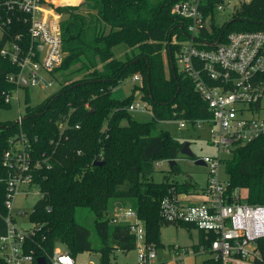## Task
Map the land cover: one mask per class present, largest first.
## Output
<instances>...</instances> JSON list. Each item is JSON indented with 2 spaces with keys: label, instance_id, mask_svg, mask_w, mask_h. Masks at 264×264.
<instances>
[{
  "label": "trees",
  "instance_id": "obj_1",
  "mask_svg": "<svg viewBox=\"0 0 264 264\" xmlns=\"http://www.w3.org/2000/svg\"><path fill=\"white\" fill-rule=\"evenodd\" d=\"M182 1L85 0L79 5H56L63 17L65 56L54 73L62 87L42 103L28 104L21 124L0 122V154L23 133L32 144L33 159L42 162L34 173L42 196L30 214L35 226L27 238L36 259L45 257L50 264L51 254L60 246L75 258L88 251L98 255V264H113L115 250L136 249V236L128 224L112 223L110 217L114 202L126 204L123 199L134 201L132 207L145 224L146 241L164 249L161 229L173 222L161 216L162 199L174 190L198 187L189 179L179 182L168 175L161 182L154 180L156 162L177 161L186 142L159 124L210 116L178 61L182 43L174 42V37L186 41L188 31L172 9ZM221 1L204 0V16L210 23L199 32V47L210 49V43L226 41L232 32L264 31V0H242L231 19L219 24ZM2 44L0 38V50ZM16 71V65L0 53V89H12L6 76ZM135 74L142 76L140 85L129 96L115 98L114 88ZM137 90L151 104L148 121L138 120L128 110ZM9 105L0 95V106ZM96 160L104 163L94 165ZM6 172L0 163V175ZM170 172L176 175L182 170L177 164ZM224 172L229 189L242 190V200L264 204V137L239 144L224 160ZM5 199V185L0 183V235L7 230ZM78 208L92 212L98 245L90 229L78 221ZM199 243H205L202 232Z\"/></svg>",
  "mask_w": 264,
  "mask_h": 264
},
{
  "label": "built area",
  "instance_id": "obj_2",
  "mask_svg": "<svg viewBox=\"0 0 264 264\" xmlns=\"http://www.w3.org/2000/svg\"><path fill=\"white\" fill-rule=\"evenodd\" d=\"M231 1L219 2L217 10L231 8ZM203 4L204 0H185L172 9L186 22L188 31L186 41L174 37V42L182 43L178 56L180 68L193 80L210 111L209 117L181 118L179 126L198 129L207 125L217 155L194 157V160L202 159L208 167L205 188L195 194L174 190L161 201L164 220L197 227L205 241L198 243L197 249L173 246L170 261L183 264L203 252L210 254L209 264H264V204L242 200V190H230L229 181L221 174L224 160L239 144L264 137V118L258 114L264 96V31L232 32L226 41H217L210 49L201 48L199 32L209 27ZM60 16L46 0H0L3 42L0 53L17 67L16 72L6 76L13 84L12 89H0L5 102L10 103L14 93L19 101L18 93L23 88L54 85V72L65 56ZM133 80L141 82L142 76L135 74ZM150 108V102L143 99H135L128 105L132 112ZM22 121L20 116L17 122ZM167 162L170 160L157 161L156 165ZM0 163L7 171V175H0V183L5 185L7 212L4 216L7 230L0 235V264H35L37 259L27 245L34 228L25 230L21 220L12 214V207L17 194L29 197V190L37 185L34 173L42 167V162L33 159L32 144L22 133L1 152ZM190 196L203 198L189 200ZM120 218L136 236L138 264H161L165 251L159 259V248L146 241L145 224L138 212L128 208ZM50 264L77 263L75 257L58 246L50 256Z\"/></svg>",
  "mask_w": 264,
  "mask_h": 264
},
{
  "label": "rangeland",
  "instance_id": "obj_3",
  "mask_svg": "<svg viewBox=\"0 0 264 264\" xmlns=\"http://www.w3.org/2000/svg\"><path fill=\"white\" fill-rule=\"evenodd\" d=\"M52 7L57 11L56 5H79L85 0H78L75 3L64 2L61 3V0H46ZM242 0H232L231 8L218 11L216 15V22L223 24L224 22L231 19L232 14L237 6L240 5ZM58 12V11H57ZM62 22V15L60 16ZM210 23V22H209ZM115 52H118V47H116ZM65 53V52H64ZM141 82L134 81L132 77L125 79L121 84L116 86L113 90V96L115 98H125L132 94L134 91L135 85H140ZM62 87V83L56 79L53 86L48 88H40L30 86L23 88L18 93V99H16V93H14L11 98L10 105L8 107L0 106V122H10L18 121L19 117H24L26 114L27 105H37L42 103L58 91ZM142 92L137 90L135 93L136 99H141ZM259 109V116L264 118V96L261 99ZM133 117L137 118L140 121H148L152 118L151 109L138 110L132 112ZM160 128L168 130L175 138L180 141H189L191 143V149L197 158H202L204 156H215L217 155V148L214 147L210 142V132L209 127L203 126L201 128H194L190 125L186 127L179 126V120H167L162 121L159 124ZM179 167L182 170L180 174H173L170 172V164L163 163L161 166L156 165V170L153 174L154 180L156 182H161L168 175L171 179H174L179 182H184L187 179L191 182L192 185L200 188H204L207 185L208 180V167L204 164H197L193 158L183 155V157L177 160ZM221 174L224 179L226 175L224 169H221ZM25 187L22 188L23 191ZM29 197H25L24 193H19L15 196L12 207V214L16 215L19 220L23 223V228L33 229L35 224L30 219V214L34 209L35 204L41 198V191L37 185L31 187ZM190 193H194L193 189L190 188ZM243 194H245L243 192ZM203 196H190L189 200H201ZM125 200L126 204H122L120 200L114 202V209L110 212V217L112 223H124L121 220V215L128 208H133V200ZM24 212V213H21ZM77 219L78 221L87 226L91 231V239L94 244L98 245V237L94 230L93 224V214L87 208H78L77 210ZM201 231L197 227H185L180 224L170 223L164 225L161 229V240L164 244L165 254L163 256V262L161 264H179L177 262H171L173 259V253L171 248L173 246H180L183 248L191 249L199 243ZM112 262L113 264H138V250L132 249L128 252L122 250H115L113 255ZM209 253L200 252L193 257L186 259L183 264H204V261L209 258ZM77 264H98V255L94 252H82L77 255L75 258Z\"/></svg>",
  "mask_w": 264,
  "mask_h": 264
},
{
  "label": "water",
  "instance_id": "obj_4",
  "mask_svg": "<svg viewBox=\"0 0 264 264\" xmlns=\"http://www.w3.org/2000/svg\"><path fill=\"white\" fill-rule=\"evenodd\" d=\"M217 43H210V46H215ZM25 85L27 84L26 83V80L24 79V82H23ZM182 154L187 156V157H190V158H194L195 155L191 149V143L189 141H186L182 147ZM195 162L197 164H204L205 165V162L202 160V159H197L195 160ZM104 162L103 161H99V160H96L94 161V165H102ZM170 164V167L173 168L174 165H177V161L176 160H173V161H170L169 162ZM162 253H163V248H159L158 249V258L160 259L162 257ZM37 263L38 264H47V260L45 257H38L37 258Z\"/></svg>",
  "mask_w": 264,
  "mask_h": 264
},
{
  "label": "crops",
  "instance_id": "obj_5",
  "mask_svg": "<svg viewBox=\"0 0 264 264\" xmlns=\"http://www.w3.org/2000/svg\"><path fill=\"white\" fill-rule=\"evenodd\" d=\"M198 188L197 189H195V190H193L194 191V193L193 194H195V193H198L199 192V189H200V187L199 186H197ZM205 188V187H204ZM189 192H190V190H189Z\"/></svg>",
  "mask_w": 264,
  "mask_h": 264
}]
</instances>
